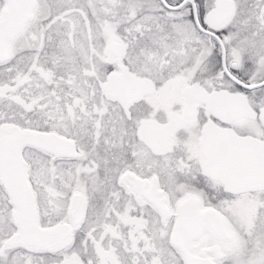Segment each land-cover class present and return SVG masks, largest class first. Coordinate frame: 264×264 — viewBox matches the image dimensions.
I'll return each mask as SVG.
<instances>
[{
	"label": "snow or ice",
	"instance_id": "snow-or-ice-1",
	"mask_svg": "<svg viewBox=\"0 0 264 264\" xmlns=\"http://www.w3.org/2000/svg\"><path fill=\"white\" fill-rule=\"evenodd\" d=\"M0 264H264V0H0Z\"/></svg>",
	"mask_w": 264,
	"mask_h": 264
}]
</instances>
